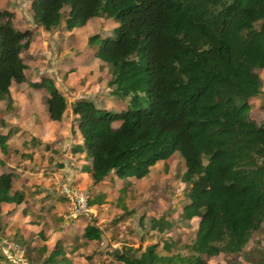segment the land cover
Wrapping results in <instances>:
<instances>
[{
	"label": "trees",
	"instance_id": "16d2710c",
	"mask_svg": "<svg viewBox=\"0 0 264 264\" xmlns=\"http://www.w3.org/2000/svg\"><path fill=\"white\" fill-rule=\"evenodd\" d=\"M32 21L50 30L63 19L66 30L90 18L116 21L98 40L93 55L108 64L109 95L127 98L118 111L97 107L87 97L70 104L92 185L107 175L139 179L154 163L177 152L188 184L182 219L196 218L189 253L159 254L156 243L139 251L121 244L111 257L122 264H209L207 258L238 254L264 221V118L248 114L260 92L257 69H264V0H29ZM0 9V99L24 80L20 53L31 38ZM44 88L50 120H59L64 96L48 76L28 81ZM114 121H119L112 127ZM13 129L0 133V151ZM13 173L0 174V203L18 204ZM87 199L88 205L95 203ZM158 231L171 226L153 218ZM81 236L98 240L100 229L85 224ZM170 243L162 248L169 252ZM85 264H94L92 255ZM3 263H2V261ZM8 264L0 255V264ZM38 264H73L56 245ZM258 264H264V259Z\"/></svg>",
	"mask_w": 264,
	"mask_h": 264
},
{
	"label": "rangeland",
	"instance_id": "374dc122",
	"mask_svg": "<svg viewBox=\"0 0 264 264\" xmlns=\"http://www.w3.org/2000/svg\"><path fill=\"white\" fill-rule=\"evenodd\" d=\"M28 6L29 0H0V9L12 12L13 25L20 29L28 28L31 32L28 47L20 53L25 64L24 80L10 85L8 104H6L7 99H0V131L26 123L30 125L34 133L36 132L35 134H38L39 124L46 117L43 116L45 115L43 110L45 108L44 97L47 93L44 88L32 89L27 82L37 80L40 76L50 77L58 91L64 96L67 105L61 120H57L58 122L54 125L63 132L66 131L68 136L66 137L63 133L56 138L57 140L53 139L46 143V146L52 150L50 160H46L49 161L46 167L50 165L56 168L57 164H62L59 161L62 155L69 153L71 147L79 140L77 133L74 134L76 117L70 112V104L73 100L87 97L93 100L97 107L114 111L120 110L127 103V98L121 99L110 96L108 93L109 88L106 86L109 78L110 66L108 64L101 62L98 66L95 64L85 66L87 62L81 58L88 50L90 52L94 50L98 43V40H94L88 45L86 37L92 33L98 36L108 35L116 25V21L101 18V20L97 19L98 23L89 21L85 26L66 30L63 19H61L58 26L43 30L29 17ZM86 32L88 35L85 34ZM256 71L261 82L260 92L249 101L248 114L256 123H259L264 118V69ZM118 123L119 121H114L111 125L116 127ZM42 126L44 130H47V125ZM23 133L26 134L22 131L16 140H14L15 136L13 138L12 134L10 135L12 141L6 151L18 157V150L27 148V144L19 143ZM54 145L55 147L52 148ZM72 155L74 159L71 163L75 165V168L78 164H88L87 158L83 155L75 157L73 153ZM0 156L7 157L1 151ZM68 163L64 162L67 166L70 164ZM184 170L181 157L174 152L165 160L154 163L149 167L146 175L139 179L107 175L103 179L105 184L97 187L98 192L103 194L98 198L97 192H91L92 184L89 179H86L85 185L81 183L84 175L80 174L78 177L80 180L72 181L71 184L83 186L87 191L88 199L96 200V205H93L95 216L86 222L97 226L100 229V236L98 240H90L87 244L81 245L79 240L83 223L77 221V225L67 229L68 234L62 240L64 248L71 250L74 246L75 248L81 246L82 251L90 252L94 264H122L110 255V252L122 243L138 247L139 251L147 244L156 243L155 250L159 254L187 255L189 253L188 244L194 236L196 218L187 221L182 219L180 214L181 206L186 202L185 194L189 186L181 181ZM58 212H60L59 215H54L52 210L42 207L37 214L35 212L34 217L42 219L48 226H56L58 217L62 221L65 219L63 215H68V207ZM160 217L171 226L162 231H158L157 227H152V219ZM73 219L77 220L79 217ZM50 236L49 233V238ZM164 242L171 244L169 252L162 248ZM21 247L25 256L30 259V254L27 255L24 246L21 245ZM261 259H264V221L251 234L241 252L228 256L222 255V263L217 260L213 264H258Z\"/></svg>",
	"mask_w": 264,
	"mask_h": 264
},
{
	"label": "crops",
	"instance_id": "0c3cea01",
	"mask_svg": "<svg viewBox=\"0 0 264 264\" xmlns=\"http://www.w3.org/2000/svg\"><path fill=\"white\" fill-rule=\"evenodd\" d=\"M29 17H31V15ZM97 19L101 20V17L90 18L86 21V23L89 21H96L98 23L99 21ZM23 28L25 27H22L21 29ZM85 34L88 35L87 32ZM94 51L95 49L91 52L88 50L82 55L81 58L87 62L85 66L90 64H95L98 66V64L101 63V61H99L93 55ZM66 109L67 105L64 111ZM43 111L45 114L43 116L46 117L45 119L41 120V123L39 124L40 128L37 133H40V135L35 134L36 132L34 133L29 124H17L16 127L12 128V137L14 138L15 136L14 140H16L18 138V134H21V132L24 131L26 134L23 133V135H21L22 139L19 143L22 142L23 144H27V148L24 147L23 150H18V157L14 153L8 151H6L7 154L6 152L3 153L7 156L6 158H2L0 156V174L3 172L13 173L11 180V190L19 191L22 194V200L18 204L0 203V239L7 237L19 242L22 246H24L26 254H30L29 260L33 264H38V261H40L55 245L64 251L65 256L68 257L73 264H85L84 256L90 254V252L87 253L82 251L81 246L78 248H75L74 246V248H71V250H66L62 240L66 237V234H68L67 229H69L71 226L77 225V221H79V223H83V227L85 224H88L86 222V218L79 217V219L76 220L69 217L68 215H63V218L66 220L64 219L61 221L58 217V224L56 226H48L47 223L42 219L39 220L34 217L36 216L35 212L37 214V212L42 207L52 210L54 215H59L60 212L58 211L60 209L68 207L66 199L61 192L62 187L64 185L71 184L72 181L80 180L78 178L80 174L84 175V177L82 176L83 178L81 177V183L83 182L84 185L86 183V179L90 180L88 173L84 169V166L88 165L87 163L78 164L76 165V168L74 167L75 165L71 163V160L74 159L72 158V153L74 154V157L76 155L84 156L82 151L71 153L70 150L69 153H65L63 155L61 154L62 158L59 161L62 164H57L56 168L50 165H48V168L46 167L47 163H49V161L47 162L46 160H50V155L52 154L51 148L46 146V143L53 141V139H56L59 137V135H63V133L66 135V137L68 134L66 131L63 132V130L57 128L54 125V123L58 121L50 120L47 116L45 108ZM42 125H47V130H44ZM3 128H5V126H3ZM0 133H5V130L0 131ZM76 133L78 135L77 130L74 132V134ZM78 139L79 140L76 142V144H79L80 142L79 135ZM10 141H12V139L10 140L9 136L5 141L6 150H8L10 147ZM54 147L55 145L52 148ZM22 155L23 157H21ZM65 161L69 162L70 164L68 163V166L65 165ZM104 184L105 183L102 180L101 182L90 186L92 189L91 192H97V198L102 197L103 195L102 193L98 192L97 187H100ZM81 187L84 188L83 186ZM93 205L96 204L93 203L91 205L92 209ZM49 233L51 234L50 238ZM81 233V238L79 241L81 245H85L90 240L83 238ZM221 256L222 255H217L209 258L202 256V258L206 259L209 264H213L217 260L221 262Z\"/></svg>",
	"mask_w": 264,
	"mask_h": 264
},
{
	"label": "built area",
	"instance_id": "2783aa9c",
	"mask_svg": "<svg viewBox=\"0 0 264 264\" xmlns=\"http://www.w3.org/2000/svg\"><path fill=\"white\" fill-rule=\"evenodd\" d=\"M61 192L68 204L69 217H84L90 220L95 216L91 205L87 203L88 196L84 188L67 184L62 187ZM0 255L8 264H33L25 256L21 245L12 239H0Z\"/></svg>",
	"mask_w": 264,
	"mask_h": 264
}]
</instances>
